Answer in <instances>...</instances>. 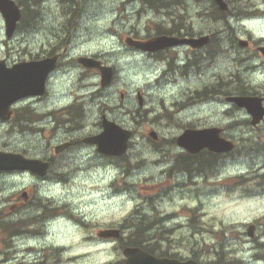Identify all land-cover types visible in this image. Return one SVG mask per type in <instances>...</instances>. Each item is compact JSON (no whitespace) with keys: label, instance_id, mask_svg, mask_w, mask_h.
<instances>
[{"label":"rangeland","instance_id":"rangeland-1","mask_svg":"<svg viewBox=\"0 0 264 264\" xmlns=\"http://www.w3.org/2000/svg\"><path fill=\"white\" fill-rule=\"evenodd\" d=\"M16 1L28 3V0ZM36 1L39 4L29 9L24 6L31 13L11 39L6 38L0 13V59L17 63L36 54H46L58 42L56 39L63 36L59 34L69 35L77 29L72 36H79L83 44L75 47L71 55L82 50L81 53L113 66L116 73L112 85L102 88L99 75L94 71L84 72L87 77L82 82L83 97L78 99L73 113H82L80 124L90 134L102 131V114L106 113L110 120L133 131L134 136L124 158L98 156L96 147L83 144L67 154L68 160H58L62 166L56 170L54 185H48L52 189L48 194L50 201L53 202L51 197L55 198L50 204L55 219L48 227L42 222L33 225L27 219L21 226L18 222L23 211L11 209L5 202L30 186L41 190L46 187L44 182L39 181L36 186L26 174L0 172V263L11 257L13 264H27L22 250L41 256L43 250L49 251L47 245L56 255L63 253V259L56 264H124L123 249L129 239H136V234L143 232L139 237L141 246L158 255L174 253L188 258L197 250L208 260L218 255L225 261L264 264V181L258 178L264 164V121L255 127L252 118L240 109L235 116H222L223 109L229 106L224 102L229 92L246 89L264 96V57L256 54V49L239 46L230 51V31L241 33L244 39L253 36L255 41L264 37V0H238L235 12L242 9L243 15L253 14L247 20L244 17L246 21L231 18L229 23L226 19L215 22L207 16L205 12L210 14V11L203 12V1L167 0L172 2L169 8L157 12L141 0H77L75 27L69 16L73 8H66L65 15L61 12L63 0ZM139 7L146 8L140 13ZM176 16L182 19L176 20ZM173 20L179 26H194L198 32H214L220 43L211 48L215 52L213 56L200 53L199 68L205 66L200 71L204 73L202 76L180 80L176 86L168 79L178 75L162 77L165 64L161 57L147 58L131 51L125 43L130 35L144 37L159 28L167 29ZM77 41L73 39L74 44ZM258 44L255 42V48ZM245 58L246 64L242 62ZM182 63L184 57L177 56L176 64ZM207 64L210 66L206 67ZM79 69L82 68L76 67L70 77L56 81L54 96L48 93L49 98L47 94L42 100L29 97L17 102L13 107L16 117L28 110L31 116L43 115L54 101L56 107L73 101L67 93ZM188 87L201 95L223 92L213 94L221 100L220 105L197 103L195 100L202 98L187 96ZM138 92L143 94V106L139 105ZM190 104L193 105L185 111H178L180 106ZM74 118L79 120L77 116ZM46 120L50 122L49 118ZM232 122L237 125L226 129ZM188 125L223 127L226 135L238 144L237 151L226 153L210 165L212 172L219 171L217 176L207 171L209 177L198 178L195 184L181 171L182 166L175 170L176 179L167 175L181 152L176 137ZM22 126L19 120L0 123L1 150L27 157L42 156V152L50 153L49 141L53 147L74 134L60 130L54 133V138L45 139ZM152 130L157 133L156 140L149 136ZM251 224L257 226V241L248 239ZM110 228L121 229L120 239L98 236L100 230ZM260 256V260H255Z\"/></svg>","mask_w":264,"mask_h":264},{"label":"flooded vegetation","instance_id":"flooded-vegetation-1","mask_svg":"<svg viewBox=\"0 0 264 264\" xmlns=\"http://www.w3.org/2000/svg\"><path fill=\"white\" fill-rule=\"evenodd\" d=\"M64 5H62V13L65 15L67 13L66 8L71 9V2H64ZM71 14V13H70ZM170 35V34H168ZM171 35H175L179 38H185V37H196L199 36V34L194 32V28H183L179 32L171 33ZM59 39L57 43L54 44V46L50 49V52L48 53H42V54H36L34 55L32 60H40L44 59L46 57H54L58 56V64L56 70L51 73L48 81H47V89L46 94L44 96H37L36 99L42 100L47 96L48 93H52L53 96L55 94V87L56 81L63 80V77H70V74L73 73L76 69V67L82 68L79 69L76 73L75 81H73L69 87V91L67 95H71L73 98V101H70V103L65 104L61 107H56L55 101L54 105L52 104L51 109L43 115L39 116H33L32 119V125H28V129L33 131L34 134L42 135L45 139H52L54 138V133L63 130L65 133L71 135L73 132V136L67 137L64 141L69 143V145L63 149V150H56L55 146L52 147L51 141H49L48 148L50 149V153H41L42 156H37L35 158H38L44 162L49 163L50 170L47 175L45 176H38V175H32L30 173H22L20 171H10V172H4V173H18L19 175L26 174L30 177V179L33 181V185L37 186V183L39 181L44 182L43 184L46 187H43L41 190L38 187H29L27 189H23L20 191V193L16 194L15 199L6 200V205L10 206L11 209L21 210L23 211L20 213L19 218V224L21 226L24 225V222L26 220L29 221L31 224H36L39 222H42V225L44 227H48L49 224L52 222L54 218V212L52 213V207L50 204L53 202L50 201V198L48 194L52 191V189L48 186L52 183V186L54 185V181L57 178V172L56 170L61 167V163L59 161H65L68 160V153L70 151L77 149L78 147L83 146V136L81 133L83 130L80 127V124L77 123V121H73L72 123L63 121L61 116H83L82 113H73V108L76 106V103L78 102V99L80 100L81 97V91H82V82L85 79V76H87L86 68L82 66L79 62V54L78 55H71L69 53V47L67 44H65L67 41H70L69 39L65 38L64 36H59ZM55 40V41H56ZM250 40V45L245 49H253L252 46H255L253 41ZM238 36L235 35L232 39V47H230L231 51L236 50V46L238 43ZM64 45V46H63ZM258 48V46L256 47ZM207 48H204L202 50H196L193 49L190 45H180L175 48H169L165 49L163 51L156 52L154 54H147L148 56H160L162 55L164 57V64L165 69L163 70V75L166 76L168 74H174L178 75L183 78L184 80L190 79L193 75H198L199 70V59L198 54L201 51L206 50ZM255 50V49H254ZM209 52V51H207ZM258 55H261L260 52L257 51ZM182 55L184 57V63L177 65L176 64V57ZM68 56V58H67ZM6 59V58H5ZM24 61V60H23ZM243 63L246 64L247 58L245 60H242ZM21 62V61H20ZM12 64V63H11ZM180 70V71H179ZM197 73V74H196ZM59 74V75H58ZM51 91V92H50ZM212 91L208 92L210 94ZM196 96L198 93L193 92ZM239 94L244 93L243 91H238ZM204 94V93H203ZM48 94V98H49ZM194 95V96H195ZM47 98V99H48ZM220 100V99H219ZM221 103V101H220ZM81 109L79 108V111ZM239 110L235 105H229L225 111L223 116H235V112ZM241 110V109H240ZM22 116H29L28 111H24L20 113ZM50 122L46 120L47 118H50ZM3 121L0 119V123ZM24 126H27V124H23ZM51 133V134H48ZM60 142V143H62ZM61 145V144H60ZM57 147V146H56ZM7 148V147H6ZM98 151V150H97ZM96 151V154L98 156L103 157V154ZM59 160V161H58ZM50 174V176H48ZM71 179V177H69ZM49 199V200H48ZM39 211L37 214H31L32 212ZM47 232V229H45L44 234ZM22 234V233H21ZM20 234V235H21ZM18 237V236H17ZM25 246L24 244H22ZM27 247V246H26ZM49 251L43 250V254L36 255L37 252L31 253L30 250H26V253L24 250H22V253L25 255L23 256L24 260H28L27 264H56V262H60L63 258V253L59 252L58 255H56L53 251H51V247L47 246ZM30 247H27L29 249ZM36 255V256H35ZM11 257H5V259L0 264H13L11 263ZM214 264H225V260L221 257H215L214 258Z\"/></svg>","mask_w":264,"mask_h":264},{"label":"water","instance_id":"water-1","mask_svg":"<svg viewBox=\"0 0 264 264\" xmlns=\"http://www.w3.org/2000/svg\"><path fill=\"white\" fill-rule=\"evenodd\" d=\"M223 10L228 9V4L224 0H216ZM0 8L7 20L8 31L15 29L16 23L20 18V10L12 0H0ZM169 37H157L145 42H139L128 39L130 46H136L145 51H156L169 46L176 45L178 42L172 41ZM207 38L193 41L194 46H202ZM2 63V64H1ZM0 63V116L9 118L11 115L10 106L19 98L31 94H43L46 79L51 70L55 67V58L43 61H31L15 65L12 68H6L3 62ZM88 66L98 67L102 73V85L107 86L111 83L113 72L111 68L102 67L100 63L88 59ZM231 101L236 102L240 106L247 107L248 111L253 115L252 123L257 124L264 117L263 98L254 97H232ZM142 103V101H140ZM105 131L101 134L103 143L100 142V150L105 154L121 155L127 149V141L130 132L125 131L115 123L104 121ZM220 130L209 129L205 131H186L178 138V143L187 148L190 152L196 153L204 148H209L215 152L230 151L233 144L219 137ZM155 137V133L152 132ZM11 159L9 154L0 153V169H8L13 167L8 165L7 160ZM18 167H31L26 161ZM111 234V232H109ZM105 233H103L104 235ZM102 235V234H101ZM117 235V232L115 233ZM128 257L127 264H170L165 260L146 253L140 248H128L124 251Z\"/></svg>","mask_w":264,"mask_h":264},{"label":"trees","instance_id":"trees-1","mask_svg":"<svg viewBox=\"0 0 264 264\" xmlns=\"http://www.w3.org/2000/svg\"><path fill=\"white\" fill-rule=\"evenodd\" d=\"M71 1H73V0H71ZM143 1L145 3L151 5L152 7L155 5L156 8H158V7H163V8L169 7V1H167V0L166 1L165 0H143ZM213 11H217L216 12V15L217 16L214 15V17H216V18L219 17V16L224 17V15H225L223 12H221L217 8H214ZM209 162H210V160H209ZM141 235H143V232L137 233L136 236L138 238H136V239H129V243L132 244V245H141L142 242H140V239H139V237Z\"/></svg>","mask_w":264,"mask_h":264}]
</instances>
